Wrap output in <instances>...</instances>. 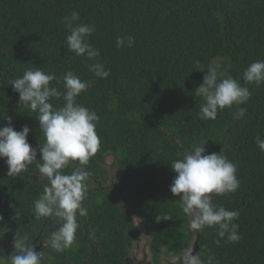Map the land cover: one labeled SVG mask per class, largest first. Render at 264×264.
I'll use <instances>...</instances> for the list:
<instances>
[{
  "label": "trees",
  "instance_id": "trees-1",
  "mask_svg": "<svg viewBox=\"0 0 264 264\" xmlns=\"http://www.w3.org/2000/svg\"><path fill=\"white\" fill-rule=\"evenodd\" d=\"M74 10L80 23L95 25V61L64 45L70 33L63 18ZM127 35L135 37L134 45L118 48L117 37ZM257 60H264V0H0V126L10 116L16 130L30 127V144L43 143L39 121L9 82L41 68L56 74L59 83L51 84L63 91V75L74 71L92 81L78 103L97 112L101 144L87 165L75 161L73 167L107 183L111 157L122 181L117 189L88 191V215L78 216L75 242L57 252L49 239L63 221L34 212L46 183L40 161L10 176L6 158L0 159V252L14 251L18 233L41 248L43 264H130L139 229L125 204L142 220L157 264L163 252L169 258L184 254L196 234L198 251L212 256L213 264H264V151L256 143L257 136L264 139V84L247 85L246 104L226 107L214 120L200 118L204 99L195 96L214 62L243 84L245 68ZM97 61L110 70L107 78L90 71ZM238 107L247 109L242 118L235 115ZM204 141L205 154L223 148L237 165L238 189L213 194V200L239 212L238 242L221 239L216 228L191 229L180 198L170 191L176 175L171 162Z\"/></svg>",
  "mask_w": 264,
  "mask_h": 264
},
{
  "label": "clouds",
  "instance_id": "clouds-1",
  "mask_svg": "<svg viewBox=\"0 0 264 264\" xmlns=\"http://www.w3.org/2000/svg\"><path fill=\"white\" fill-rule=\"evenodd\" d=\"M63 19L70 33L64 43L68 51L95 61L100 56V51L90 43L95 25L80 23V15L75 10ZM134 43L132 35L120 36L116 40L118 48L125 45L132 47ZM89 68L99 78H107L110 74V70H106L99 61ZM207 69L203 82L195 89V96L204 99L200 107V118L203 120L216 119L218 112L226 107L245 105L251 97L247 85L264 84V60L251 62L245 68L243 84L221 70L219 63L214 62ZM53 81L59 83L56 74L41 68L28 69L10 80L13 90L19 93V103H23L39 121L44 142L38 146L30 144V127L25 125L16 130L12 118L8 116L7 125L0 126V159L6 158L10 176L22 173L34 161H40L37 163L38 172L46 183L43 193L34 202V212L38 218L55 215L63 221L49 239L50 247L62 252L76 240L78 216L88 215L84 201L88 194L85 181L89 173L83 167H73V162L87 165L98 152L101 139L96 126L100 118L95 110L78 103V97L92 86L91 80L82 79L70 70L63 75V91L53 86ZM60 98L64 103L55 104L54 101ZM246 111V107H238L235 115L242 118ZM206 142L179 154L180 158L171 162V169L176 175L170 191L180 198L183 212L191 218V229L203 231L206 227L216 228L221 239L226 238L228 243L238 242L241 237L235 221L239 212L226 209L213 200V194L223 195L238 189L237 165L224 154L223 148L220 152L205 154ZM256 143L264 151V139L257 136ZM3 220L0 215V221ZM3 253L0 252V264H43V255L36 250V244L28 242L26 237L18 238V233L14 251L7 256ZM193 253L194 247L185 249L181 258L183 264L214 262L212 256L202 255L199 251Z\"/></svg>",
  "mask_w": 264,
  "mask_h": 264
},
{
  "label": "rangeland",
  "instance_id": "rangeland-1",
  "mask_svg": "<svg viewBox=\"0 0 264 264\" xmlns=\"http://www.w3.org/2000/svg\"><path fill=\"white\" fill-rule=\"evenodd\" d=\"M106 168L108 170V180L107 183H103L97 179H95L92 174L89 173L87 177V188L90 193L94 192L96 188H103V189H117L118 186L122 184L120 174L113 163V159L109 157L106 162ZM88 195V194H87ZM124 209L127 213L133 218L135 221L136 226L139 229L138 238L133 239V244L130 248L129 257L131 259V264H157L154 262L152 253L150 251V238L145 233L143 229V222L142 220L134 215L130 208L123 205ZM190 218V217H189ZM191 219V218H190ZM194 247V246H193ZM195 250V247H194ZM183 254H179L175 258H169L164 253L162 254L161 262L158 264H183L182 262Z\"/></svg>",
  "mask_w": 264,
  "mask_h": 264
},
{
  "label": "water",
  "instance_id": "water-1",
  "mask_svg": "<svg viewBox=\"0 0 264 264\" xmlns=\"http://www.w3.org/2000/svg\"><path fill=\"white\" fill-rule=\"evenodd\" d=\"M195 247V250H194V253L198 251L199 249V245H198V234H196V237L194 238L193 242L191 243V246L190 247Z\"/></svg>",
  "mask_w": 264,
  "mask_h": 264
},
{
  "label": "flooded vegetation",
  "instance_id": "flooded-vegetation-1",
  "mask_svg": "<svg viewBox=\"0 0 264 264\" xmlns=\"http://www.w3.org/2000/svg\"><path fill=\"white\" fill-rule=\"evenodd\" d=\"M130 248H131V247H130ZM130 248H129V253H130ZM40 249H41V248H37V247H36V250H37V251H40ZM150 251H151V250H150ZM163 253L165 254V252H163ZM178 255H179V254H178ZM178 255H177V256H178ZM177 256H176V257H177ZM174 258H175V257H174ZM130 264H131V263H130Z\"/></svg>",
  "mask_w": 264,
  "mask_h": 264
}]
</instances>
